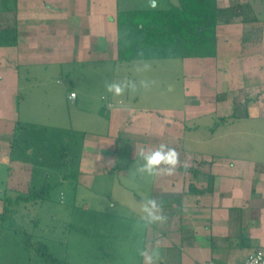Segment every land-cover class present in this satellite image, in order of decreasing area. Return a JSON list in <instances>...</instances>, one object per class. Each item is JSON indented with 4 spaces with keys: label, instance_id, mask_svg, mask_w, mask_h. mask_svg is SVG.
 I'll return each mask as SVG.
<instances>
[{
    "label": "crops",
    "instance_id": "crops-1",
    "mask_svg": "<svg viewBox=\"0 0 264 264\" xmlns=\"http://www.w3.org/2000/svg\"><path fill=\"white\" fill-rule=\"evenodd\" d=\"M118 2L0 0V33L16 27L18 37L17 45L0 46V135L14 133L22 62L98 55L107 52L110 40L115 42L117 59ZM213 4L220 10L217 55L183 58L186 71L212 77L204 81L210 82L208 105L198 104L200 114L217 117L212 135L207 140L189 137L191 146L185 148L184 130L194 127L118 100L102 108L108 116L102 109L97 112L107 120L101 132L83 128L75 185L72 178L64 181L75 190V204L80 198L101 210L117 209L119 216L144 226L138 240L142 249L158 254L155 264H244L250 253L264 247V0ZM211 142L213 150L200 149ZM161 143L179 153L181 164L175 174L149 177L136 170L132 174L143 163L139 150ZM11 144H0L1 160L20 165L16 172L10 165L9 185L27 192L32 168L22 160L13 161ZM211 181L210 190L191 192V185L199 190ZM64 196L61 191V203ZM148 198L162 203L165 223L145 225L140 219L141 202ZM0 203L2 212L3 200ZM137 264H143L141 256Z\"/></svg>",
    "mask_w": 264,
    "mask_h": 264
},
{
    "label": "rangeland",
    "instance_id": "rangeland-1",
    "mask_svg": "<svg viewBox=\"0 0 264 264\" xmlns=\"http://www.w3.org/2000/svg\"><path fill=\"white\" fill-rule=\"evenodd\" d=\"M119 4L125 9L141 8L147 5V0H119ZM112 32L115 33L114 23ZM110 43L106 53L86 57L83 51L85 56L81 58L24 61L19 66L14 124L30 128L19 130L16 140L12 133L4 132L0 135V144L16 142L10 157L32 168L31 186L41 185L47 177L52 182L61 180L64 169L78 171L85 138L83 128L101 132L107 120L97 116V112L113 102L119 103L118 100L125 105L133 104L141 111H153L159 117L178 119L177 125L181 121L185 126L194 127L184 130L188 139L207 140L212 135L217 117L200 114L198 106L199 102L208 105L205 97L210 96V82L204 81L211 76L203 78L194 69L186 71L185 60L181 58L121 62L114 58L115 42L110 40ZM145 65H150V70L145 71ZM125 78L154 83L149 90L126 92L123 97L106 92V81L119 82ZM188 139L185 148L191 146ZM213 148L212 142L200 147L201 150ZM64 151L70 155L69 163H65ZM10 165L14 163L2 161L0 157V195L14 198L10 205L13 213L0 219V264H54L36 254V244L27 248V234L35 242L46 243L55 257L71 264L139 262L142 250L139 238L144 235V226H137L134 218L119 216L117 209L113 211L109 207L101 210L102 206L80 198L75 204V190L69 185L56 188L44 201L16 202L19 188L9 185ZM18 166L15 164V172ZM135 170L136 167L132 174ZM76 177L70 179L73 185ZM119 190L116 186L115 197ZM61 191L65 192L64 203L60 202Z\"/></svg>",
    "mask_w": 264,
    "mask_h": 264
},
{
    "label": "trees",
    "instance_id": "trees-1",
    "mask_svg": "<svg viewBox=\"0 0 264 264\" xmlns=\"http://www.w3.org/2000/svg\"><path fill=\"white\" fill-rule=\"evenodd\" d=\"M147 0V5L141 8H121L118 2L116 12L117 25V60L131 62L135 60H155L167 58L213 57L217 55V24L220 10L213 4V0H156L153 6ZM18 44L17 28L7 27L1 30L0 46H15ZM105 113V109L101 110ZM29 125L18 124L14 127V140L19 130L29 129ZM12 148L16 142L12 141ZM65 163H69L70 155L64 151ZM196 172L195 170H192ZM78 171L64 169L62 179L57 182L50 181L49 177L41 185H32L27 192H18L16 202L25 200L44 201L64 181L77 176ZM212 181L208 187L199 189L191 185V192L204 193L211 189ZM3 200V212L0 219H5L7 213H13L10 208L13 199L5 194L0 196ZM27 248L36 244V254L54 264H71L68 261L55 257L46 243L33 241L31 235L25 237Z\"/></svg>",
    "mask_w": 264,
    "mask_h": 264
},
{
    "label": "clouds",
    "instance_id": "clouds-1",
    "mask_svg": "<svg viewBox=\"0 0 264 264\" xmlns=\"http://www.w3.org/2000/svg\"><path fill=\"white\" fill-rule=\"evenodd\" d=\"M144 70H150V65H145ZM154 81L141 79L139 82L132 79H123L117 81H106L105 90L111 93L113 97H123L126 92L136 93L140 89L149 90ZM122 103V101H120ZM139 157L143 163H138L136 173L141 176L155 177L158 175H174L177 167L181 164L179 153L166 144H159L155 149L141 148ZM185 167L187 164L185 163ZM140 211L142 213L140 219L145 225L155 223L163 224L167 221L164 214L162 203H158L155 198H148L141 202ZM139 255L143 258V264H155L158 254L151 252L148 248L140 250ZM264 257V252L257 255V260Z\"/></svg>",
    "mask_w": 264,
    "mask_h": 264
},
{
    "label": "built area",
    "instance_id": "built-area-1",
    "mask_svg": "<svg viewBox=\"0 0 264 264\" xmlns=\"http://www.w3.org/2000/svg\"><path fill=\"white\" fill-rule=\"evenodd\" d=\"M261 252H264V247L258 248L250 253L244 264H264V257H261L259 260L256 258Z\"/></svg>",
    "mask_w": 264,
    "mask_h": 264
},
{
    "label": "water",
    "instance_id": "water-1",
    "mask_svg": "<svg viewBox=\"0 0 264 264\" xmlns=\"http://www.w3.org/2000/svg\"><path fill=\"white\" fill-rule=\"evenodd\" d=\"M151 4L155 6L157 4L156 0H151Z\"/></svg>",
    "mask_w": 264,
    "mask_h": 264
}]
</instances>
